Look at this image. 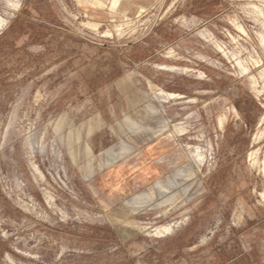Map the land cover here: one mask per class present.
I'll list each match as a JSON object with an SVG mask.
<instances>
[{"label": "rangeland", "instance_id": "rangeland-1", "mask_svg": "<svg viewBox=\"0 0 264 264\" xmlns=\"http://www.w3.org/2000/svg\"><path fill=\"white\" fill-rule=\"evenodd\" d=\"M0 264H264V0H0Z\"/></svg>", "mask_w": 264, "mask_h": 264}, {"label": "trees", "instance_id": "trees-1", "mask_svg": "<svg viewBox=\"0 0 264 264\" xmlns=\"http://www.w3.org/2000/svg\"><path fill=\"white\" fill-rule=\"evenodd\" d=\"M18 19H19V17H18ZM22 30H23V28H22Z\"/></svg>", "mask_w": 264, "mask_h": 264}]
</instances>
